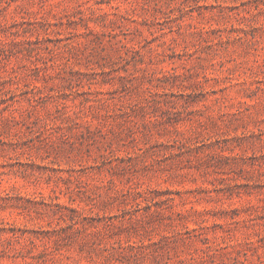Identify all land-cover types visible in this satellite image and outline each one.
Listing matches in <instances>:
<instances>
[{
    "label": "rangeland",
    "instance_id": "obj_1",
    "mask_svg": "<svg viewBox=\"0 0 264 264\" xmlns=\"http://www.w3.org/2000/svg\"><path fill=\"white\" fill-rule=\"evenodd\" d=\"M84 3L120 23L100 31ZM260 20L264 0H0V264H264ZM115 41L93 85L109 111L78 116L87 89L55 61ZM56 132L121 195L38 199L33 177L67 171L37 155Z\"/></svg>",
    "mask_w": 264,
    "mask_h": 264
},
{
    "label": "clouds",
    "instance_id": "obj_2",
    "mask_svg": "<svg viewBox=\"0 0 264 264\" xmlns=\"http://www.w3.org/2000/svg\"><path fill=\"white\" fill-rule=\"evenodd\" d=\"M83 7L85 8V22H87L89 16H91L95 24L102 26L100 28V31H104L105 28H107V31H113L112 27H107L109 20H114L117 24L120 23L118 17L109 16L107 18L97 19V17H100L103 9H94L91 3H84ZM248 15L251 16L252 13L249 12ZM259 23L264 24V20H260ZM115 30L120 31L121 29L116 28ZM122 42L123 41H115L113 42V49L105 48L104 51L100 50V47H103V45H101L100 47H97L95 45H88L85 47L84 45L78 44L77 48H73L72 45H69V48H73V52H66L62 58L55 61L57 67L53 70V75L59 72L60 76L64 77V79L62 80H57L56 83L66 84L68 86V90L73 95H75V93L77 92H81L87 89L81 100L77 101L79 107L74 109L75 111H77L78 116L109 111V109L106 107V97L102 93L96 91V88L100 87V80L98 79V77L104 74L103 69L105 67L111 68L113 66L112 62L116 59V54H113L114 49L118 48L119 43ZM44 58H47L46 54ZM76 64H80L83 67L82 72L68 75L65 71H61V69L75 67ZM97 65H99V68L97 67ZM77 85H79V87H77ZM93 85H95L96 88H94ZM60 106L61 105L59 104V102H56L50 107H53L54 109L55 107ZM66 117L71 118L66 119V123H73L77 118L72 116V111H68L67 113H65L64 117L62 118ZM54 122L59 123V121ZM41 123H43V121H41ZM121 124H123V122H121ZM96 126L100 127L105 133H107L108 128L114 127L112 123H107V125L97 124ZM47 135L48 139L45 140L44 143L40 146L41 150L37 153V155L42 160L45 158L49 159L50 162L56 163L60 167L67 169V171L57 173L56 176L52 178V182L47 185L44 184L45 177H33L32 180L35 181L33 190L37 194L38 199H44L43 192L45 190H51L55 192L57 189L63 192V194L72 196L73 198H75L76 194L84 192H87L89 195H95L104 200H108L113 196L121 195L122 189H117L114 185H109L107 178L97 177L95 173H90L87 171L84 173L75 171L74 169L85 167L83 162L78 161L75 153L61 154L59 152L60 140L58 139V137L62 136L64 139H68L71 135L70 133L56 132L55 134ZM108 135L110 136V134ZM117 147H119V145H117ZM104 148H107V144L104 145ZM104 148H101V151H104ZM142 151L143 145L137 143V145L134 147V154L139 155V153ZM74 160H76L77 162H73ZM61 182H63L62 187ZM70 264H75V262H70Z\"/></svg>",
    "mask_w": 264,
    "mask_h": 264
}]
</instances>
